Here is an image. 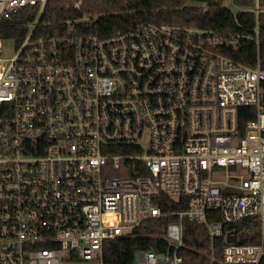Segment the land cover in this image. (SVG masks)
Wrapping results in <instances>:
<instances>
[{
	"label": "built area",
	"instance_id": "built-area-1",
	"mask_svg": "<svg viewBox=\"0 0 264 264\" xmlns=\"http://www.w3.org/2000/svg\"><path fill=\"white\" fill-rule=\"evenodd\" d=\"M51 1L0 0V264H118L104 242L165 216L160 193L187 205L161 226L164 248L128 264H183L185 218L206 226L208 264H264V69L225 53L258 49V22L101 33L78 12L90 0H58L70 15L55 19ZM232 4L216 7L249 9ZM238 222L257 243L237 242Z\"/></svg>",
	"mask_w": 264,
	"mask_h": 264
},
{
	"label": "trees",
	"instance_id": "trees-1",
	"mask_svg": "<svg viewBox=\"0 0 264 264\" xmlns=\"http://www.w3.org/2000/svg\"><path fill=\"white\" fill-rule=\"evenodd\" d=\"M224 1L226 0H90L84 2L78 12L98 15L95 20H92L91 26L93 31L101 33H108L116 28L144 21L155 23L170 21L183 25L208 27L221 33H228L238 28L250 30L257 21L258 49L253 41L243 40L238 47L228 49L225 53L233 60L251 67L256 64L258 57L259 65L264 69V0H258L257 12L249 10L254 6L255 0H231L237 6L249 8L248 10H239L235 14L227 9L216 7ZM190 2H198L200 6L191 7L188 5ZM203 6L210 8L204 9ZM60 8V1L48 2L44 17L55 19V17L65 16V14L70 15L69 12H63ZM244 111H248V114H242ZM252 115L251 107H242L239 113L240 124H243ZM158 201L166 215L149 218L127 233L105 241L102 250L104 259L118 264H128L132 261L136 249L151 248L158 252L164 248L165 242L160 233L161 226L167 224L168 221L175 220V216L169 212L184 209L187 202L186 198L173 199L165 193L159 194ZM242 225L243 222L234 225L240 233L237 242L257 243L259 238L255 230L251 234L241 235ZM182 232L183 245L179 250L183 257V264H208L211 240L204 223H196L185 218L182 221ZM224 243L222 235L214 239L213 244L217 246L218 253Z\"/></svg>",
	"mask_w": 264,
	"mask_h": 264
},
{
	"label": "rangeland",
	"instance_id": "rangeland-1",
	"mask_svg": "<svg viewBox=\"0 0 264 264\" xmlns=\"http://www.w3.org/2000/svg\"><path fill=\"white\" fill-rule=\"evenodd\" d=\"M189 6L191 7H197V6H200V3H196V2H190L188 4ZM224 5L227 6V7H230V8H233V4L232 2H230V0H226L224 1ZM14 52V45L12 42L10 43H4L3 45V52L1 54V56H10L11 54H13ZM74 264H94V262L92 261H89V260H83V259H79L77 261H74Z\"/></svg>",
	"mask_w": 264,
	"mask_h": 264
},
{
	"label": "water",
	"instance_id": "water-1",
	"mask_svg": "<svg viewBox=\"0 0 264 264\" xmlns=\"http://www.w3.org/2000/svg\"><path fill=\"white\" fill-rule=\"evenodd\" d=\"M233 231H234L233 234H229V233L227 234V236H226L227 241H233L235 239L237 231H236V229H234Z\"/></svg>",
	"mask_w": 264,
	"mask_h": 264
}]
</instances>
